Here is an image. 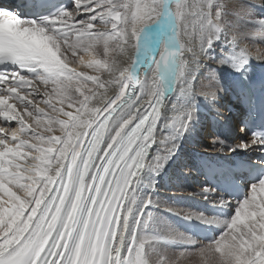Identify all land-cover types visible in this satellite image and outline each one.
Wrapping results in <instances>:
<instances>
[{
	"label": "snow or ice",
	"instance_id": "obj_1",
	"mask_svg": "<svg viewBox=\"0 0 264 264\" xmlns=\"http://www.w3.org/2000/svg\"><path fill=\"white\" fill-rule=\"evenodd\" d=\"M46 2L0 7V264H170L169 244L197 249L207 264H264V175L242 198L214 201L227 216L163 205L215 227L198 248L161 229L153 195L191 127L201 57L237 72L250 59L231 0H71L44 14ZM78 52L98 57L78 59L97 74L70 67ZM177 85L178 120L165 115L177 111ZM222 90L202 95L215 103ZM210 145L264 153V133ZM214 192L199 190L204 200Z\"/></svg>",
	"mask_w": 264,
	"mask_h": 264
},
{
	"label": "bare ground",
	"instance_id": "obj_2",
	"mask_svg": "<svg viewBox=\"0 0 264 264\" xmlns=\"http://www.w3.org/2000/svg\"><path fill=\"white\" fill-rule=\"evenodd\" d=\"M126 2H129V0H126ZM251 2L252 0H231L230 7L233 12V16L230 18L236 22L235 30L240 33H244L247 37L242 41V44L247 46L248 55L264 61V59H261V57H264V36L261 35V32L264 31V29H262L259 25V20L264 19V7L247 6V4ZM256 2L258 3L259 0H256ZM219 51L220 49L218 44L214 55L218 57ZM80 55L84 56L86 63L91 58H98L95 54L90 57L88 54L78 52L77 57L75 58L77 63H70V67L76 68L77 71L87 72L89 75L97 74L87 68L86 63L85 65L78 63ZM69 59L71 60L73 58L70 56ZM201 62L206 64L208 67L216 68V61L214 60H208L205 57H201ZM208 67L201 70L199 78L195 83L196 93L201 95V97L196 98L194 118L191 127L189 131L184 133L183 137L180 139L179 147L175 155H173L166 162L164 168L154 177L156 182V191L153 195L162 205L161 209H158L157 211L164 212L171 218V213L166 212L163 205L183 209L184 211L202 213L205 216H209L207 212L201 211L198 208L197 203L199 200H204L201 198L199 193L200 186L196 185L197 181H203V177L197 175L195 171L199 158H209L211 160H217L219 163L228 162V164L234 161L233 157H238L243 159L244 162L251 163L256 161L260 163V161L263 160L261 152L256 149L249 150L247 152L235 149L234 151L229 152L227 151V148H225V151L221 153L215 152V150L211 147L210 144L216 137L225 141L226 145L229 147L235 146L241 140L247 141L250 137H248L244 131H241V129L236 130V128L240 127H238L235 119L231 117L234 114L237 116L242 115L238 102L234 101L232 97V93H234L235 90V77L233 69L228 66L216 68L217 76L210 79ZM104 75L106 74H101L102 79L104 78ZM219 87H222L223 90L219 93L215 103H211L209 100H205L203 98V93H208ZM169 99L177 104V111H168L165 115L169 119L175 118L178 120L179 106L181 103L179 99V92H174L173 94L170 93ZM43 106L44 105L41 104V107ZM196 106L204 107L207 111L205 113L199 112V109H197ZM214 115L224 120L227 125L232 124L231 135L228 136V139L223 138V136L227 133L226 131H224L221 136H216L212 133L210 119L211 116ZM0 126H4L2 118H0ZM11 126L16 127L17 125L15 122H12ZM194 132L196 136L194 135ZM246 185L248 186V184ZM209 200L216 201L217 197L210 195ZM189 220L197 219L193 218ZM175 224L177 226L176 231H180L186 236H192L180 230L176 221ZM192 237L196 240L197 244H206V242L196 238L195 236ZM173 246L183 247L179 245ZM180 253L181 251H179V254ZM182 260L180 259L179 264H186ZM169 262L171 264L172 261Z\"/></svg>",
	"mask_w": 264,
	"mask_h": 264
},
{
	"label": "rangeland",
	"instance_id": "obj_3",
	"mask_svg": "<svg viewBox=\"0 0 264 264\" xmlns=\"http://www.w3.org/2000/svg\"><path fill=\"white\" fill-rule=\"evenodd\" d=\"M194 135L196 136L195 132ZM158 214L163 218V221L161 223V229L164 231H167L169 228L177 230V226L175 222L172 221L170 216H168L164 212H158ZM180 232V231H179ZM205 244H197V248L199 246H203ZM167 247V258L169 261H179L180 259L185 262L186 264H207V262L210 260L209 257L201 256L197 249H193L191 247H188L187 250H185V247H177L173 246L172 244H169ZM179 251H185L184 256H180ZM179 258V259H178ZM206 261V263H205Z\"/></svg>",
	"mask_w": 264,
	"mask_h": 264
}]
</instances>
